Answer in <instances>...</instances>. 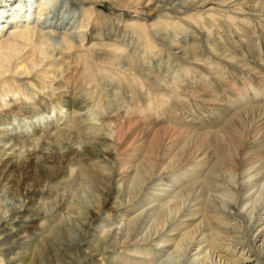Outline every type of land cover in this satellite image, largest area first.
I'll list each match as a JSON object with an SVG mask.
<instances>
[{
  "label": "bare ground",
  "instance_id": "bare-ground-1",
  "mask_svg": "<svg viewBox=\"0 0 264 264\" xmlns=\"http://www.w3.org/2000/svg\"><path fill=\"white\" fill-rule=\"evenodd\" d=\"M234 1H179L172 10L149 22L143 15L153 5L166 8L159 6V1L0 0V264H152V249L140 251L137 242L132 245L136 251L124 248L131 247L128 238L147 225L149 232L140 241L161 236L154 243L165 248L174 264H264V206L260 203H264V193L260 202L246 195L264 180V152L243 157L242 149L243 134L252 132L249 119L257 117L264 107L245 108L215 132L193 135L188 122L180 117L186 108L194 112L192 98L195 104L199 99L209 104L221 101L207 81L210 74L221 77L228 89V94L223 93L228 107L248 104L249 93L264 101V88L259 90L251 79L237 83L226 76H237L235 70L246 74L245 56L241 58L232 49L229 52L226 44L210 40L214 34L211 24L216 22L220 28L241 24L255 41L250 17L235 11L244 12L241 3L235 10L229 6ZM59 2V13L50 17ZM103 2L130 9L136 15L125 19L109 15L99 9ZM252 7L264 18V1ZM185 21L205 29L210 57L202 55L205 48L195 45L193 38L190 47H177L183 61L173 69L169 67L163 76L160 70L152 72L150 68L148 72L131 73L133 69L120 64L125 57L127 63L135 61L119 40L120 31L124 36L127 33L130 41H140L143 51L152 54L163 51V46H157L150 31L184 30ZM221 62L227 65L226 74ZM231 67L235 70L230 71ZM151 73L161 78L152 79ZM256 74L264 86V75ZM199 76L200 83L212 91L208 98L195 87ZM105 77L128 90L135 87L142 92V99L133 94L129 102L117 99L113 105H105L95 94ZM83 114L87 116L83 118ZM132 116L141 122L142 130L150 131L151 138L144 142L142 164L113 180L117 170H124L121 156L126 155L131 141L126 144L122 131L131 127V122L124 121ZM39 118H43L40 123ZM61 124L64 126L59 127ZM9 126L31 129L13 137L7 136ZM162 149L169 156L157 175ZM195 156L203 158L186 169L191 179L180 174L184 178L172 180L163 188L169 191L171 203L160 202L133 226L126 224L129 210L145 205L136 201L147 187L155 182L161 185L166 175V180L171 179L167 172L176 169L178 173L177 169H184ZM256 163L261 164L254 170ZM200 175L203 178L199 180ZM261 186L264 190V183ZM213 193L219 194V202ZM249 201L252 207H248L247 216L233 215L227 209L247 206ZM256 201L257 205L252 203ZM260 206L262 212L254 214L253 209ZM191 207L196 210L190 211ZM245 217L246 225L259 226L258 245L243 233L245 228L241 231ZM163 231L170 234L163 235ZM125 251H134L138 257L122 259Z\"/></svg>",
  "mask_w": 264,
  "mask_h": 264
},
{
  "label": "rangeland",
  "instance_id": "rangeland-1",
  "mask_svg": "<svg viewBox=\"0 0 264 264\" xmlns=\"http://www.w3.org/2000/svg\"><path fill=\"white\" fill-rule=\"evenodd\" d=\"M156 1L157 2L159 1V6H162V7L165 6L166 8H164V7L163 8H156V5H153L149 10L145 9L148 11V13L144 14L143 17L148 19L149 22H154L159 17H161L166 11L168 12V11L172 10V8L175 7V5H177V2L181 1V2L186 3V1H188V0H156ZM258 1H264V0H236L234 2H230V4H229V6L233 7L232 9H234L235 7H238V6H236L237 3H241L240 8L244 9V12L239 11V10H235V9L234 10L236 12H238L237 14H239V16L245 15L247 17H250V20L252 21L251 26L253 28H255L254 29L255 33H254V35H252V37L254 36L253 38H255V41L252 40V38L248 37L249 35L246 32H244L245 29L242 28L241 24H240V26L231 24V26H229L228 28L227 27L225 28L224 26H222L220 28V25H217L216 22L211 24L212 28L214 27L213 31H214L215 35L214 34L211 35L210 40L214 44H217V43L226 44V46L228 48H230L229 52L232 49L233 52H237V54H239V57H241V58H243L245 56V61L247 63V67H245V69H246L245 75L240 73L238 70L233 69L232 67L229 68L230 71L235 70V74L237 75V76H235L236 78L226 74L225 68H227V65L224 62H221L222 65H224L223 71L225 72V74H226L227 78H229V80L235 79V81L237 83H241L244 78L251 79L253 84H255L259 90H262V88H264V86H262V83H260V81H259L260 79L257 76L256 72L259 71V72H261V74L264 75V18L262 16L258 15L257 13H255L257 9L255 7H252ZM61 2H62V0H61ZM61 2H59L58 6H56L55 9L51 11L50 17L51 16H53V17L57 16V14L59 13L58 11L61 8ZM102 4H100L99 9L105 11L107 14L112 15V16H119V17L125 19V18H128L130 16L136 15V13L131 12L130 9H124V8L120 9L119 7L114 6L108 2H103ZM167 7H169V8H167ZM263 13H264V11H263ZM183 28H184V30H179V31L174 30L175 33L173 30L172 31L169 30L167 32L160 31L157 29H155L154 31L151 30L150 31L152 33L151 36L155 39L157 46L158 47L163 46V51L161 50V51L153 52L152 53L153 55L143 51L142 47L140 46V41L139 42L138 41L136 42V40L130 41L128 34L126 33L124 36V34L120 31V34H119L120 36L118 37L119 40L123 41V43L126 44V46L128 47L126 49H129V50H127V52L128 53L131 52L135 56L134 57L135 58L134 63H132V64L127 63L128 60L125 57V58H122V62L120 64L123 63V68L133 69L131 73H137L139 71L148 72L149 70L152 71L155 69L156 72H158V70H160V73L163 76L167 73V69L169 67H170V69H173L179 63H181L183 61V60H181L182 58L180 57V53H178L181 48L177 49V47L179 45H184L188 48L191 46V44L194 42V40H196L195 45H199L201 47L203 46L205 48L206 51L202 55L207 57L210 53H208V51H209L208 47H207L208 45L206 44L208 39L206 37L207 32L205 31V29L201 28V27H196L195 25H193L192 23L187 22V21L183 22ZM4 30H2V34H4V32H5ZM185 31H187L186 34H185ZM196 37H197V39H196ZM193 38H194V40H192ZM173 39H174V41H173ZM132 47L134 50L132 49ZM138 47H140V48H138ZM218 47H220V46H218ZM168 53H170V54L168 55ZM170 56H171V59H170ZM208 57H210V55ZM139 61H140V63H139ZM167 61H168V63H167ZM159 64H160V66H159ZM253 70H255L256 72ZM154 74H156V73H151V76L153 77L152 79L161 78L160 76H157V75H155V77H154ZM208 75L209 74H207L206 77H208ZM105 78H107V79H105ZM105 78L99 82L100 84H98V87L96 88V91L97 90L98 91L95 93V94L98 93V95L101 96L100 97L102 99L101 101H102V103L105 102V105H113L116 102L115 100H117V99H118L117 101L120 100L119 102H121V101L129 102L131 100V97L133 96V94H135L134 97L136 96L135 97L136 99H138V98L142 99V92L137 90L135 87H132L131 90H128L127 87H122L121 84L117 83V81L110 79L109 77H105ZM208 79L209 80H207V81L210 85H212V89L219 93V96H220L219 100H221V101H214L213 103L209 104V103L204 102L201 99H199V100H196L197 103L195 104L193 102L195 100L192 98L191 103L194 107V112L187 110L188 108H186L184 111H182L180 113V117L184 118L188 122V130H189L191 135H193L195 133H200L202 131H214L215 132L217 129H220V127L223 126L236 112L243 111V109H245V108H247V109L248 108H255L256 109V108H263L264 107V101L259 100V99H255L256 98L255 95L249 93L248 98H249L250 103L248 102V104H246V105H241V106L236 107V108H233V107L230 108V107H228V103L224 102L223 93L228 94L229 92L226 91L228 89H226V87L224 86V83L221 80V77L219 78V77L214 76L213 74H210ZM195 80H197V79H195ZM200 80H201V77L199 76V78H198L199 85H197L195 87L200 88L201 91H199V93L200 94L202 93L201 94L202 96L208 98L209 95L212 93V91H210V89H206L204 87L205 83L203 81H201V83H200ZM187 85H189V83ZM118 86H119V88H118ZM202 89H205L204 90L205 92L202 91ZM115 93H117V95H115ZM230 93H231V96L232 95L236 96V94L234 92L233 93L230 92ZM119 96H121V97H119ZM254 99H255V101H254ZM2 103H3V101L0 100V104H2ZM87 114H83L82 115L83 118H85L87 116ZM36 116L37 115H35V117ZM256 116L257 117L253 116L252 118L249 119V120H251L250 124L248 125L250 128L249 131L252 130V132L249 133L247 131L242 136V139L244 140L243 141L244 147L242 148L244 150L243 157L248 156V155H257L258 156L259 153L262 154L264 152V110L257 112ZM132 117L133 118H131V117L126 118L124 121V122H131L132 123L131 127L126 126V127H124V130L122 131L123 137L126 140V144H128L131 141V146L128 149V152L126 153V155L123 154L121 156L122 163L125 164L124 170H123L124 172L123 171L120 172V170H117V174L114 176L113 180H116L119 178V176H118L119 173L126 174V172H128V170H130L134 165L140 166V163L142 164V160H143L142 157H143L144 151H145V143L144 142L148 141L151 138L150 131H148V130L144 131L145 129L142 130V126H139V124H141V122L137 120V117H135V116H132ZM36 118H38V116ZM39 119H40L39 123L42 122L41 120H43V118H39ZM14 125H16V124H14ZM63 126L64 125L61 124L59 127H63ZM50 127H52V126H50ZM9 128L10 129L7 131L8 132L7 136L11 134L14 137L17 135H21L22 133L29 132V130L31 129V126H25V128H23L22 126H9ZM188 139H189V137L185 138L182 141L187 142ZM173 141L175 142V140H173ZM206 145H208V144H206ZM210 145L212 146V144H210ZM251 146H254V149L249 152L248 149ZM210 147L208 146L209 149H210ZM177 149L178 148H176V150ZM206 152H209V150H206ZM160 156L161 157L159 158V161L156 164V171L155 172L157 173V175H159L161 173L160 164H164L166 162L164 160L169 156V152H166V151H164V149H162ZM200 158H203V156L193 157V159L189 162L188 166H185L184 169H180V170L177 169L179 171L178 173H176L177 172L176 169L173 170L172 172H167V174L169 176L171 175V179L166 180V177H168V176L167 175L165 176L162 174V178L165 176V178H163L165 180L161 181V185H157V183L155 182L156 185L154 183V185L147 187V189L143 192V194H142L143 196L141 197V199H138L136 201V202L141 201L142 204H145V205H143V206L136 205V208L130 209L128 212L129 216L127 218L126 224H129V226H133V223L136 219L142 217L148 210L155 209L159 205L158 203H160V202L161 203H167L169 201L168 204L171 203L170 202L171 196H169V197L167 196L169 191H165V190H163V188H167V185L171 184L170 181H172V180L174 181L176 179L184 178V176H180V174L185 175V178L187 177L188 179H191V177L189 176L190 173H188V170H186V169H188V167L192 169L193 166L191 164L194 165L195 162L201 160ZM260 159L262 161V156ZM261 163H256L252 169H254V170L257 169V167ZM248 165H250V164H248ZM197 169H198V167H197ZM57 174H59V169L57 171ZM243 176H245V174ZM202 178H203V175L198 176L199 180ZM188 179L187 180L185 179V180L187 181L186 183L189 184L190 181ZM256 179H259V178H256ZM114 182H116V181H114ZM263 183H264V180H261V182H259L255 186V188H252L248 192L246 191L247 192L246 195L247 196L253 195L254 199L259 198L257 201L260 202L262 200V199L260 200V198H262L261 194L264 193L263 187L261 186V184H263ZM200 188L202 190H205L204 188H202L201 183H200ZM257 188H258V190H257ZM255 189H256V191H255ZM161 194H163V195H161ZM206 194L209 195L210 192L207 191ZM196 195H199V194H196ZM212 196L214 197V199L218 200V202L220 201V198L218 197L219 196L218 193H213ZM263 196H264V194H263ZM143 197H144V199H143ZM158 197H160V198H158ZM202 198L204 199L205 197H202ZM153 199L155 200L154 203L149 202V201H152ZM257 201H256V203L255 202H252V203L257 205V203H258ZM260 203H262L261 206H264V203L262 201ZM249 204H251V201H249L247 206L242 207L240 205V206H233V208L231 206H227V209L233 215H234V212H237V214H240L242 216L243 215L247 216V213L251 210L249 208L252 207V206H249ZM195 205H198V204H195ZM107 206H105L104 209H106ZM261 206L259 207V209H256V208L253 209L254 214H257L258 212L259 213L262 212V210L260 211ZM196 207H191L189 210L193 211V209H195ZM198 208L199 207H197L196 209H198ZM247 208H248V210H247ZM185 210H187V209H185ZM171 216H173V214ZM246 218L247 217H245V219H244L245 223L243 222L244 225L241 227V231H243L245 228V232L243 231V233H246L249 240L255 241V243L258 245L260 243V241H257L258 240L257 237L260 235L258 232L259 226L255 225V227H251L249 225H246ZM254 218L255 217L253 215L252 219H251L252 222H253ZM187 219H189V217L184 218V219H180L179 221H184ZM175 220H176V218H175ZM172 221H174V219ZM251 221H250V223H251ZM235 222H238V220ZM247 223L249 224V221H247ZM108 224H110V223H108ZM237 224L238 225L242 224V221L240 220L239 223H237ZM110 226H112V225H110ZM141 229L142 230L139 229L138 231H136V233L134 235H132L133 237L131 236L128 238V240H130V238H131V240L128 243V246H131V247H124V248L125 249L127 248V250L136 251V247H133L132 245H134L135 242H137L136 245L143 249L142 250L140 248V251H144L146 249H148V250L152 249V251H153L152 252V254H153V259H152L153 263L152 264H174L172 258H169L171 256L168 255L167 252H165V248H158L159 246H156L154 243V241L156 242L157 240H159L161 236L156 238L157 234H155V235H152L151 238L148 239L146 242L145 241L143 242V240L140 241V239L144 238L146 233L149 232V226L147 225L146 227H143ZM169 234H170V232H164L163 231V235H169ZM241 237L246 242V239L244 238V236H241ZM243 245H244L243 248H245V250H247L246 244H243ZM134 251L133 252L125 251L122 254L123 255L122 259L131 260V259L137 258L138 255H135ZM158 251L160 253H157ZM193 252H194V250H193ZM249 257L253 258V254L251 253L249 255ZM140 259L144 260V258H140ZM131 261H133V260H131ZM126 262H124V263H126ZM141 264H143V263H141ZM181 264H184V263H181Z\"/></svg>",
  "mask_w": 264,
  "mask_h": 264
}]
</instances>
